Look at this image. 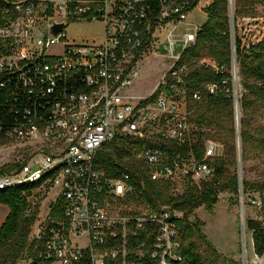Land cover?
I'll return each mask as SVG.
<instances>
[{
    "label": "built area",
    "instance_id": "1",
    "mask_svg": "<svg viewBox=\"0 0 264 264\" xmlns=\"http://www.w3.org/2000/svg\"><path fill=\"white\" fill-rule=\"evenodd\" d=\"M213 1L0 0V190L58 189L46 217L34 224L27 264L182 260V215L149 203L145 178H183L202 189L215 175L223 146L209 141L202 155L193 148L203 93L191 90L189 77L193 67L227 68L211 57L188 61L183 55L202 26L192 27V13ZM230 16L233 32V8ZM84 21L103 24V34L65 35L71 23ZM55 24L65 27L55 34ZM150 52L160 54L166 70L152 92L141 94L139 67ZM229 71L230 82L205 88L231 92L234 118L241 121L244 89L235 55ZM120 142L131 143L138 160L126 157L119 175H108L98 156ZM255 203L262 206L261 194Z\"/></svg>",
    "mask_w": 264,
    "mask_h": 264
},
{
    "label": "trees",
    "instance_id": "2",
    "mask_svg": "<svg viewBox=\"0 0 264 264\" xmlns=\"http://www.w3.org/2000/svg\"><path fill=\"white\" fill-rule=\"evenodd\" d=\"M205 11L208 14V19L201 26L196 42L185 50L184 59L193 61L209 56L220 65L225 66L227 70L216 72L207 67H193L189 77L190 88L193 92L201 90L203 93L202 102L197 104V112H200V114L193 121L197 125H203L210 119L211 114L220 116L224 113L228 116L229 124H222L221 126L225 136L224 147L227 156L214 159L215 175L208 184H204L202 189L195 187L192 191H188L172 200L173 209L186 212L187 214L202 205L209 212H213L219 193L223 190H230L236 196L233 201L238 202L240 179L237 173V133L233 125L232 94L221 86L215 93L206 92L205 88L207 83L222 84L225 80L231 81L232 77L229 69L234 53L239 64L240 81L244 88L241 98L243 117L240 130L243 159L246 160L248 150L254 141L258 142L264 149V125L252 128L253 115L264 109V37L248 45L243 43L238 35L236 26L238 20L237 12L234 17L236 35L233 34L229 0H214L205 8ZM204 51L207 52L206 55ZM193 135L195 138L193 148L197 154L202 155L204 149L203 134L195 132ZM133 154L131 143H112L100 152L98 162L108 175L118 176L122 170V161L126 157H132ZM133 169L139 172L136 166H133ZM228 174H231V176L228 177ZM160 183L163 182H154L145 178V185L148 191L144 188V195L146 200L153 206H158L157 202H169L166 200L160 201L163 199ZM39 185L0 190V204L10 208V213L0 228V250L9 252L8 256H6V261L15 260L25 248L31 250L32 255L30 257L34 254L33 244L29 240V235L37 215L36 212H28L30 206L26 196L31 195L32 191ZM252 187L256 186L243 180L242 189L244 194ZM261 189L263 207L264 186ZM177 224L180 243L177 253L182 257V260L180 262L170 261L169 264H243L232 257H222L208 241L199 223H185L182 218L177 221ZM245 227L252 234L255 254L259 257L264 256V221L249 217L246 219ZM0 264H5V260L0 261Z\"/></svg>",
    "mask_w": 264,
    "mask_h": 264
},
{
    "label": "rangeland",
    "instance_id": "3",
    "mask_svg": "<svg viewBox=\"0 0 264 264\" xmlns=\"http://www.w3.org/2000/svg\"><path fill=\"white\" fill-rule=\"evenodd\" d=\"M232 2L234 15L236 12L238 14V20L236 22L238 35L243 43L248 45L251 42H256L262 39L264 37V0H233ZM201 19L202 21H205V17L202 13ZM103 30V24L101 23L84 21L71 23L65 29L64 33L71 40H78L92 36L100 37L103 34ZM233 34L236 35V28H233ZM159 50L163 54L168 53L165 49L160 48ZM178 51L179 48L176 49V52ZM204 54L206 55L207 52L204 51ZM234 55L236 57V54ZM166 65V62L158 52H150L146 54V57L143 59L139 67L140 76L135 86L138 92L141 94L152 92L158 84L160 77L166 70ZM240 85V87L244 89L241 81ZM199 114L200 112H197L195 117ZM242 117L243 113L241 111L240 118L242 119ZM228 121V116L224 113L220 116L211 114L210 119H208L203 125H197L193 121L192 128L198 133L201 132L203 134L204 144L209 141L221 144L223 146L221 157H225L227 156L224 147L225 136L224 132H222L223 129L221 126L222 124L228 125ZM233 125L235 126L234 121ZM263 125L264 109L253 115L252 128H258ZM240 151L242 154L240 157L242 161L237 173L241 177L242 182L243 180L248 181L251 185L256 187L250 188L246 194L243 193L242 189V193L240 191V194L237 196L238 202L233 201L236 196L232 194L230 190L221 191L213 212H209L204 205H202L195 208L189 214L182 211H180V213L185 223L200 224L208 241L216 248L222 257H232L245 264H264V256L259 257L254 252L252 234L247 231L246 227L244 229L246 219L249 217L264 221V206L262 207L255 203V201L260 198L262 191L261 187L264 186V149L258 144V142L254 141L248 150L246 160L243 159L242 145L240 146ZM129 160H131L132 163L136 162L138 158L131 157ZM231 170L233 171V169ZM229 176H231V174H228V177ZM160 184L161 191L163 192V199L160 201L166 200L169 202H157V204L169 207H174L172 204L173 199L182 196L184 193L192 191V189L197 187L194 183L183 178H175L173 180L164 181ZM204 184H208V182L202 183V188ZM146 191L148 190L146 189ZM57 194L58 189L43 187L32 192L30 196H26L28 204L32 210L31 213L36 212L37 219L35 222H39L46 217L49 211V206L54 200H56ZM4 206L8 207L6 205ZM6 212L7 211L4 208L0 207V228L7 215ZM35 222L31 227L29 235L30 241H32L36 225ZM8 254V251L0 250V261L5 260V264H27V260L32 255L31 250L25 248L15 260L6 261V256H8Z\"/></svg>",
    "mask_w": 264,
    "mask_h": 264
},
{
    "label": "water",
    "instance_id": "4",
    "mask_svg": "<svg viewBox=\"0 0 264 264\" xmlns=\"http://www.w3.org/2000/svg\"><path fill=\"white\" fill-rule=\"evenodd\" d=\"M233 6L231 5V10H232ZM231 24L234 21L232 18H230ZM65 27V24H55L52 27V30L55 34L59 33L63 28ZM234 122H235V128H236V133H238V136L240 138V146H241V135H240V127H241V121L240 119L238 120L237 118H234ZM240 146L237 150V154H238V170L240 169V163H241V151H240ZM242 182V181H241ZM242 186H243V182H242ZM244 223V222H243ZM243 264H245L244 262H242Z\"/></svg>",
    "mask_w": 264,
    "mask_h": 264
},
{
    "label": "crops",
    "instance_id": "5",
    "mask_svg": "<svg viewBox=\"0 0 264 264\" xmlns=\"http://www.w3.org/2000/svg\"><path fill=\"white\" fill-rule=\"evenodd\" d=\"M202 7L203 6H201V8H199V9H196L193 13H192V16H191V18H190V21L192 22V27H194V26H201V25H203L206 21H207V19H208V15H207V13L205 12V10L204 9H202ZM196 11H197V13H196ZM201 13L204 15V17H205V21H202V19H201ZM0 207H2V208H4L7 212H6V217H5V219H4V221L6 220V218H7V216L9 215V208L8 207H5L4 205H1L0 204ZM4 221H3V223H4ZM2 223V224H3ZM2 226V225H1Z\"/></svg>",
    "mask_w": 264,
    "mask_h": 264
},
{
    "label": "bare ground",
    "instance_id": "6",
    "mask_svg": "<svg viewBox=\"0 0 264 264\" xmlns=\"http://www.w3.org/2000/svg\"><path fill=\"white\" fill-rule=\"evenodd\" d=\"M244 229H245V224H244ZM246 255V254H245Z\"/></svg>",
    "mask_w": 264,
    "mask_h": 264
}]
</instances>
